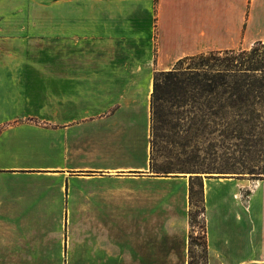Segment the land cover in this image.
<instances>
[{
  "label": "crops",
  "instance_id": "0c3cea01",
  "mask_svg": "<svg viewBox=\"0 0 264 264\" xmlns=\"http://www.w3.org/2000/svg\"><path fill=\"white\" fill-rule=\"evenodd\" d=\"M258 41L264 0H0V264H188L192 176L151 172L153 76ZM201 181L206 264H264V178Z\"/></svg>",
  "mask_w": 264,
  "mask_h": 264
},
{
  "label": "trees",
  "instance_id": "16d2710c",
  "mask_svg": "<svg viewBox=\"0 0 264 264\" xmlns=\"http://www.w3.org/2000/svg\"><path fill=\"white\" fill-rule=\"evenodd\" d=\"M264 43L258 41L250 49H225L200 53L184 57L177 66L165 71H157L153 76V88L150 99L151 128L156 114V102L167 97L175 98V106L188 104L196 121L193 134H203L207 122L211 124L209 134H227L242 139L241 134H264ZM195 56L213 57L212 64L200 63L206 67L193 66V70L182 68V60ZM190 68V67H189ZM184 77L181 78V77ZM248 139H243L247 145ZM252 145L264 147V136L253 140ZM259 141V142H258ZM248 146H251L249 143ZM244 156V155H243ZM248 156V157H247ZM255 154L245 155L248 162L231 163L218 168L220 172H235L247 169L253 172ZM235 158V156H231ZM152 168V165H151ZM264 170V168H262ZM199 180L202 195V181L198 175L189 180V202H192L194 180ZM204 207L202 205V214ZM192 219L191 212L189 213ZM202 222L201 244L206 261V238ZM206 263V262H205ZM190 264V263H189Z\"/></svg>",
  "mask_w": 264,
  "mask_h": 264
},
{
  "label": "rangeland",
  "instance_id": "374dc122",
  "mask_svg": "<svg viewBox=\"0 0 264 264\" xmlns=\"http://www.w3.org/2000/svg\"><path fill=\"white\" fill-rule=\"evenodd\" d=\"M44 12H38V15ZM14 15V16H13ZM18 14L7 13V17H15ZM253 46V45H252ZM251 46V47H252ZM251 47L247 48L250 49ZM264 51V49H262ZM214 58L211 56L187 58L179 64L182 68L193 70V66L206 67L200 63L212 64ZM177 66V62L170 68ZM190 67V68H189ZM181 78L184 79L182 76ZM180 97L159 99L156 102V114L151 128V172L161 176H195L201 177H237L241 179L264 178V147L252 145L253 140L260 139L264 134H241L242 139L226 137L227 134H209L211 124L207 122L203 134H193L196 121L192 118L193 111L188 104L175 106ZM20 121L22 118H18ZM32 124L45 127V122L40 119L29 120ZM20 133L32 132L25 125L11 129ZM10 131V130H8ZM243 139H248L247 145H243ZM259 142V141H258ZM251 146H248V144ZM255 154L251 164L254 171L237 169L235 172H220L218 168L228 166L231 163L241 161L248 162L245 155ZM244 155V156H243ZM235 156V158H231ZM192 202L189 205V249L188 264H206L202 236V195L199 180H194ZM188 213V215H190Z\"/></svg>",
  "mask_w": 264,
  "mask_h": 264
}]
</instances>
